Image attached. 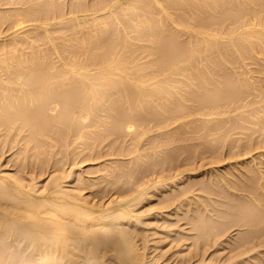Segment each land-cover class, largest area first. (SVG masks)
<instances>
[{
    "label": "bare ground",
    "instance_id": "bare-ground-1",
    "mask_svg": "<svg viewBox=\"0 0 264 264\" xmlns=\"http://www.w3.org/2000/svg\"><path fill=\"white\" fill-rule=\"evenodd\" d=\"M8 150L0 264H159L141 224L160 188L188 237L238 227L234 257L264 264V0H0Z\"/></svg>",
    "mask_w": 264,
    "mask_h": 264
},
{
    "label": "rangeland",
    "instance_id": "rangeland-1",
    "mask_svg": "<svg viewBox=\"0 0 264 264\" xmlns=\"http://www.w3.org/2000/svg\"><path fill=\"white\" fill-rule=\"evenodd\" d=\"M82 15L83 14H87V12L86 13H81ZM7 32H10L9 30L7 31ZM6 32V33H7ZM5 34V33H4ZM8 151H10V153L9 152H7L3 157L1 156L0 157V164L2 165V164H4V165H7L6 167L4 166V168L6 169V170H8V171H10V170H12V171H10V172H14L13 170L16 168V165H13L12 163L13 162H15V160L13 159V157L12 158H10V159H13L12 161L9 159V157L12 155V153H13V150L11 151V150H8ZM12 152V153H11ZM13 156V155H12ZM10 160V161H9ZM226 161V163L225 162H220V163H215V164H212V166H211V164H209L211 167H210V169L209 168H207V166H209V165H207L206 167H204V168H202L201 169V171H204V172H201L202 174H199V178L200 177H202L201 179H204V178H206V177H210V176H212L213 175V173L215 174V172H220V171H223L224 169H226V168H229L230 166H231V164L234 162V161H236V160H233L232 159V161H231V159H228L229 160V162H231V164H230V166H228V160H227V158L225 159H223V161ZM201 161V160H200ZM206 162H209V159H203V161L201 162V164H204V163H206ZM84 163L85 164H87L88 162L87 161H84ZM225 163V164H224ZM82 164H83V162H82ZM81 164V165H82ZM85 164H83L82 166L80 165V167H84L85 166ZM199 164H200V162H199ZM220 164H223V165H221L220 166ZM13 165V166H12ZM226 165V166H225ZM215 167V170L216 171H214V169H211V168H214ZM217 166V167H216ZM224 166V167H223ZM78 166H76L75 168H77ZM3 168V167H2ZM14 168V169H13ZM79 168V167H78ZM77 168V169H78ZM85 168H87V167H85ZM220 168V170H218ZM209 169V170H208ZM38 169H35V170H31L32 172V174H35V175H37L38 176V174L40 173V172H38L37 171ZM50 170H52V169H48V171H47V173H46V171L44 170V173L43 174H45L46 173V175H43L42 174V172H41V174L43 175V177H41L40 176V179L43 181V183L45 182V178H46V181L48 180V174H49V171ZM208 170V171H207ZM28 171H30L29 169H27V172ZM40 171V170H39ZM210 171V172H209ZM33 172H35V173H33ZM36 172L38 173V174H36ZM206 172V173H205ZM213 172V173H212ZM200 173V172H199ZM203 173H205L206 174V176L204 175L203 176ZM209 173H210V175H209ZM32 174H30V176L32 175ZM28 175H29V172H28ZM40 175V174H39ZM200 175H202V176H200ZM47 176V177H46ZM186 179H188V178H186ZM184 181H185V179H183ZM42 181H40V183L42 182ZM74 181V180H73ZM72 181V184H74V182ZM39 183V185L41 186V184ZM42 183V184H43ZM71 183V182H70ZM160 192H159V191ZM157 190V192L155 193V194H153L152 195V197H151V201L149 200V204L151 203V205H149V204H147L146 205V207L149 205V206H152L153 205V203L155 204L154 205V209H156V210H152V212H151V214H150V217L151 216H154V217H151L152 219L151 220H153L155 217H156V215L155 214H157V218L159 219H162L163 217V220H160V221H158V219L157 218H155L154 219V221H151V220H149V222H147L146 220L144 221L145 223H143V224H141L142 225V227H144V228H146L147 229V231H148V233H150V237H151V239H149L150 241L148 242L149 244V246H150V248H149V246H148V250H147V253L150 255H157L158 256V254H159V256H158V258H159V260H158V263L159 264H189V262H190V264H202L203 262H205V263H203V264H222V262H223V264H236V263H238V264H242V263H240V261L241 260H243V261H241V262H244L245 261V263H243V264H250L252 261H255L254 260V258H250V259H252V260H250L249 258H240V261H239V258L237 259V258H235L234 257V254L238 251V250H233L232 249V247H231V243H230V241H229V239L230 240H232V237H231V235L233 236H235L236 234H238L239 232H240V229L238 228V227H233V229L232 228H230L231 229V231H230V229H229V231H230V233H229V231L228 232H226V233H228L229 234V237H228V239H226L227 237H225V235H224V239L223 238H221V240H223V241H221L220 243H218L217 245H212L213 246V248H212V246L210 245V246H208L206 243V248L208 249V247H210L208 250L206 249V248H204V246H205V244L203 243V240L201 239V238H198V240L197 239H195V238H197L196 236H195V238H194V240H195V242H196V244L199 242V240H200V242L202 241V243H203V245H200V243L199 244H197V245H200V246H198V248H197V245L195 244V246L196 247H194L193 245H194V243H193V245H191L192 244V241H194L193 239H192V236H190L191 237V239H190V237H188L189 235H190V233H191V235H195V233H197V231L194 229H191V226H192V224L191 225H189L190 223L188 222V221H190V218H189V216H190V212H189V210H188V207L187 206H185V208H187L186 209V211H185V209H184V207L183 206H181L180 208H175V206L174 205H171V206H169L170 208H163V206H164V204L162 205L161 203L159 204V203H157V201L158 200H156V199H159V196H160V194L162 193V191H161V188L160 189H158ZM87 191L88 190H86L84 193H87ZM89 192V191H88ZM159 196H158V195ZM155 195V196H154ZM157 195V196H156ZM154 200H155V202H154ZM159 206H158V205ZM219 204L221 205V206H219V207H221V208H219L220 210L221 209H223L224 208V206L222 205V203H220L219 202ZM148 206V207H149ZM155 206H156V208H155ZM161 206V207H160ZM223 206V207H222ZM145 207V208H146ZM158 207V208H157ZM175 208V209H174ZM181 208H183V209H181ZM158 209V210H157ZM176 209H178V210H180L179 211V213L177 214V215H180L181 217H185L186 219H188V220H186L185 218H181L180 219V216H179V218L178 217H176L177 215H175V216H171V215H168L169 213H171V212H174ZM169 210V211H168ZM174 210V211H173ZM168 212V214L166 215L164 212ZM184 211V212H183ZM154 212V213H153ZM161 212V213H160ZM163 212V213H162ZM176 212V211H175ZM185 212H186V214H185ZM215 212H217V213H219L217 210L215 211L214 210V213ZM145 213V212H144ZM153 213V214H152ZM182 213H184V215H182ZM161 215V216H159V215ZM163 214H165V215H163ZM147 215V214H146ZM187 215V216H186ZM163 216V217H162ZM169 216L171 217L170 219H171V222L173 221V220H175V217L176 218H178L177 219V221H175V223L174 222H172V224H169V223H171V222H169L170 221V219H168L169 218ZM146 217V216H145ZM165 217L167 218V219H165ZM174 217V218H173ZM164 219H165V221H164ZM166 220H167V223H166ZM169 220V221H168ZM156 221H157V223H156ZM162 221H164V222H162ZM153 224H151V223ZM169 222V223H168ZM186 222H187V224H186ZM163 224H167L168 225V227H167V225H166V229H163V228H165V227H161V229H160V225L162 226ZM152 225V226H151ZM155 225V226H154ZM174 225V226H173ZM176 225V226H175ZM147 226H149V227H147ZM156 226H158L157 228H159L160 229V231H158L157 233L158 234H152V232H153V230L154 229H156L155 227ZM173 229V231H171V230H169V229ZM178 228H180V229H182L181 231H179V230H176V229H178ZM244 226L243 227H241V229H243L244 230ZM150 229H152V231L150 230ZM190 229L192 230V231H190ZM237 229V230H236ZM238 229H239V231H238ZM165 232H163V231ZM177 231V232H179V233H177V232H175V231ZM189 230V231H188ZM169 231H171V233L172 232H174V233H176V235H174L173 233L171 234ZM186 232L187 231V233H188V235L186 236L185 235V233H183V232ZM161 232V233H160ZM167 232H169L168 234H166ZM237 232V233H236ZM180 233H183V234H180ZM186 233V234H187ZM165 234H166V236H165ZM178 234H180L179 236H178ZM228 234H226V235H228ZM167 236H168V238H167ZM182 236H184V237H186V238H184L183 237V239L181 240L180 238H182ZM163 237V238H162ZM165 237V238H164ZM173 237H175V238H177V237H180L179 239H178V242H177V239L174 241L173 239H175V238H173ZM188 237V238H187ZM194 237V236H193ZM161 238H162V240H161ZM167 238V239H166ZM173 238V239H172ZM213 239V238H212ZM160 240V241H159ZM173 240V241H172ZM183 240H185V241H183ZM189 240V241H188ZM197 240V241H196ZM158 241V242H157ZM169 241V242H168ZM180 241H181V243H180ZM228 241H229V243H228ZM156 242V243H155ZM172 242V243H171ZM183 242V243H182ZM209 242H211V240L209 241ZM208 242V243H209ZM213 242V241H212ZM212 242H211V244H212ZM225 242V243H224ZM169 243H170V245H169ZM174 243V244H173ZM201 243V244H202ZM223 245H222V244ZM171 244H173V245H171ZM181 244V245H180ZM157 245H158V248H157ZM159 245H161L160 246V248H159ZM165 245H166V247H165ZM168 245V246H167ZM175 245V246H174ZM179 245V246H178ZM191 245V246H190ZM173 246V248H171V247ZM184 246V247H183ZM190 246V247H189ZM222 246V247H221ZM155 247V248H154ZM161 247H163L164 249H162ZM192 247H194V248H196L194 251H193V249H191ZM203 248V249H201L200 250V248ZM231 247V248H230ZM178 250L179 249V251L181 252V253H183L182 255H184V256H182L183 258L185 257V259H182L181 260V256L179 255V254H181V253H178V251L176 252V250ZM171 249V250H170ZM262 250L264 249V247L263 248H261ZM167 250H168V252H167ZM182 250H184V252L182 251ZM206 250V251H205ZM222 250V251H221ZM226 250V251H225ZM175 251V252H174ZM187 251H189V252H187ZM191 251H193V253L191 252ZM195 251H196V253L198 254H194L195 253ZM197 251H202L201 253H198ZM212 251V252H211ZM242 251V249H239V252H241ZM155 252V253H154ZM231 252H233V253H231ZM235 252V253H234ZM172 253V254H171ZM177 253V254H176ZM210 253V254H209ZM228 253V254H227ZM238 253V252H237ZM264 250L262 251V253H260L261 255L260 256H262V258H264ZM190 257V258H188L187 260H186V257H188L187 255ZM192 254H194V255H196L195 257H193V258H191L192 257ZM224 254V255H223ZM263 254V255H262ZM172 255V256H171ZM174 255V256H173ZM200 255V256H199ZM205 255V256H204ZM227 255H229V257L227 256ZM233 255V256H232ZM177 258H176V257ZM212 256V257H211ZM230 256L231 257H234L235 258V260L233 259V258H230ZM181 257V258H180ZM215 258V259H214ZM227 258H230V259H233V260H228ZM204 259L206 260V261H204ZM212 259H214V260H212ZM219 261H221V262H219ZM224 259V260H223ZM185 260V261H184ZM195 260V261H194ZM196 260H197V262H196ZM212 260V261H211ZM238 260V261H237ZM248 260V261H247ZM200 261V262H199ZM227 261V262H226ZM232 261V262H231ZM249 261H250V263H249ZM259 260H257V262H258ZM185 262V263H184ZM192 262V263H191ZM210 262V263H209ZM212 262V263H211Z\"/></svg>",
    "mask_w": 264,
    "mask_h": 264
}]
</instances>
